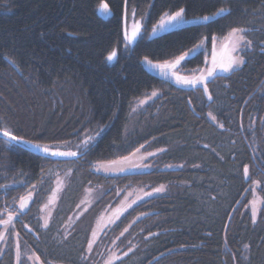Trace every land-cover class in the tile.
I'll return each mask as SVG.
<instances>
[{
  "label": "trees",
  "instance_id": "trees-1",
  "mask_svg": "<svg viewBox=\"0 0 264 264\" xmlns=\"http://www.w3.org/2000/svg\"><path fill=\"white\" fill-rule=\"evenodd\" d=\"M103 3L111 11L107 20L98 15ZM180 7L188 20L221 7L230 12L151 38L161 16ZM133 9L143 31L128 47L124 18ZM235 27L248 29L253 47L242 51V67L206 82L211 101L203 87H177L143 64L144 57L175 60L203 41L205 50L180 64L185 71L203 68L213 39ZM262 49L264 0H127L126 6L124 0H0V126L64 151H76L106 126L86 156L63 161L0 139V186H8L0 187V220L14 214L0 264H17L18 252L20 264H29L26 251L42 264H102L108 251L120 257L113 264H264ZM153 91L159 95L133 113L134 103ZM137 148L156 153L153 170L94 172L96 163ZM54 174L66 175V184L44 228L40 212ZM160 185L164 193L133 206L85 252L95 220L118 204L121 192ZM87 189L93 203L67 228ZM30 192L19 212L20 198ZM255 194L261 205L254 222Z\"/></svg>",
  "mask_w": 264,
  "mask_h": 264
},
{
  "label": "snow or ice",
  "instance_id": "snow-or-ice-1",
  "mask_svg": "<svg viewBox=\"0 0 264 264\" xmlns=\"http://www.w3.org/2000/svg\"><path fill=\"white\" fill-rule=\"evenodd\" d=\"M125 6L127 5V0H124ZM101 8L105 12H109L110 8L107 3H103L101 5ZM229 9H225L223 7L219 8L216 12H214L212 15H203V16H195L193 17V20L195 21H210L213 19V17H222L226 13H229ZM133 16L135 15V9L132 10ZM188 18L186 15V10L183 7L178 8L175 11L172 12H165L161 18L160 22L157 26L153 27L152 32L155 33L158 29L160 30H166L169 27H176L181 24L187 23ZM142 25L139 22H136L133 24L131 33L129 34L128 30L125 29L124 32V39L127 41V43H132L133 40L136 39V37L140 34L141 32ZM247 32L248 29L242 28V27H235L232 28L230 33H228V36L230 38H233L232 42V47L231 51L236 52V51H247L253 47V41L247 37ZM203 41H201V44L196 45L194 48L189 49L187 52H184L182 55L178 56L175 58L174 61H165L163 64L157 63L153 64L152 60H150L148 57H144V62L151 65L154 68L158 69H175L177 68L178 65H180L181 61H184L186 57H188L190 54H194L199 47H201ZM264 50V49H262ZM117 56V52L113 50L108 54L106 57L107 61L111 62L113 61ZM246 63V60L244 57L241 56H229V59L226 63H220L216 64L215 59L213 60V67L208 69L205 74L201 75H193L192 77H187V76H181L178 75L175 71L172 72V75L175 76L177 83L180 84H185V85H191L193 87H196L197 85H204L203 91L207 95V99L211 101L213 99L212 95L209 92V89L205 83L208 77H211L213 73L216 71V68L219 67L222 69L224 72H231L233 70H236L240 67H242ZM157 93L153 91L152 96H156ZM143 103V101L141 102ZM209 116H211V113H209ZM213 120H215V117H212ZM104 127L106 126H101L98 131H96L95 135H87L84 139L80 141L79 144L76 145V151H59V150H53L49 145L47 144H41L35 140L32 139H27L25 136L18 135L13 129L6 127V126H0V137H3V143L5 144H10L11 142H15L16 145H23L25 147H30L32 149H35L39 152L44 153L46 156L51 155V156H59V157H74V158H81L86 156L91 148L93 147L96 138L104 131ZM223 127V125H221ZM144 145H141L140 148H143ZM140 148H137L135 152L132 153V155H136V153L140 152ZM159 151H165V149H159ZM156 153L154 152H149L147 155L148 156H154ZM146 156H142L141 159H146ZM129 157H123V160H128ZM116 163V162H113ZM144 167H147L148 165H143ZM133 167H139L137 165H133ZM99 170V169H97ZM105 171H110L111 169L105 167ZM120 172L125 171L124 168L119 169ZM243 175L247 179L249 178V169L248 166H244L243 169ZM256 183V182H253ZM0 187H8L7 185L0 186ZM33 189H35V186H33ZM166 191V188L164 185H160L159 187L153 188L152 192H147L145 193L146 196H151L154 193H163ZM31 199V192L29 193L28 197H21L20 202H19V212H22L24 209L28 207L27 201ZM135 203V201L133 202ZM131 205H129L130 207ZM13 213H8V219L6 220H0V224H4L5 226L9 225L12 223L13 220ZM255 211H253V220L255 222ZM118 218V217H117ZM48 221L45 220L44 224L42 227L47 228ZM25 227H27L25 225ZM124 231H127L125 229ZM97 233L95 231L92 232L91 236L92 238L88 241L87 248L85 250L86 253H91L93 251V245L96 243L97 240ZM123 235V232L121 233ZM3 235L0 234V239H3ZM247 247V246H246ZM131 251V249H129ZM127 252L124 253L125 256H127ZM29 259H32V257H29ZM35 259L38 261L40 258L39 256H36ZM83 259L85 261L88 260V255H84ZM116 259H120V257H116L114 254L112 257H110L107 261L106 264H113V261ZM17 264H20V256L19 252L17 253Z\"/></svg>",
  "mask_w": 264,
  "mask_h": 264
},
{
  "label": "rangeland",
  "instance_id": "rangeland-1",
  "mask_svg": "<svg viewBox=\"0 0 264 264\" xmlns=\"http://www.w3.org/2000/svg\"><path fill=\"white\" fill-rule=\"evenodd\" d=\"M124 20H125V29L128 30L129 34L131 33V29H132V26L134 23L139 22L142 25L141 20L136 19L135 15L134 16L131 15L128 19L126 18ZM159 22L155 26H157L159 24ZM173 28H175V27H169L166 30L173 29ZM166 30L158 29L155 33H153L151 31L150 36H156V35L162 34ZM142 31H143V25H142L141 32ZM232 42H233V38H230L228 35L226 37H223V38H214L212 50L207 55L206 63H205V66L203 68H200L197 70H192V71H190V70L185 71V70H182L181 65H178L177 68L170 69L169 73L172 75V72L175 71L178 75L187 76V77H192L193 75L198 76L201 74H205L208 69L213 67V60L214 59H215L216 64L218 65L220 63H226L229 59V56H241L242 51H239V50L236 52L231 51ZM130 44L127 43V41H126V45L128 47H130ZM205 47H206L205 42H203L201 47H199L194 54H190L186 58L189 59V57L194 56L195 54L199 53L200 51H204ZM172 61H174V60H172ZM169 62H171V61H169ZM157 63L163 64L164 62H153V64H157ZM143 64L147 69L154 68L151 65L145 63L144 60H143ZM154 69H158V68H154ZM228 73H230V72H224L222 69L217 67L216 71L213 73V75L211 77H208L206 81H208L209 79H211L215 75L228 74ZM152 93L153 92H151L145 98L139 100V102L137 101L136 103H134L135 105L133 107V113L138 112L141 108L146 106L149 102H151L153 99H155L159 95V92H156L157 93L156 96H152ZM142 101H143V103H141ZM56 149L59 151H64V149H62V148H56ZM148 153L149 152L145 151L144 149H140L139 153H136V155L129 156V159L126 161L120 158L118 160L111 161V162L96 163L93 167V170L96 173L108 175L110 177L114 176V175H120L123 173H131L132 174V172L151 171L154 168V166H152V165H153V157L155 155L154 156H148L147 155ZM142 156H146L147 158L142 160L141 159ZM113 162H116V163H113ZM133 165H137L139 167H133ZM143 165H148V166L144 167ZM105 167H107L111 170L105 171L104 170ZM121 167L124 168L125 171L120 172L119 169ZM97 169H99V170H97ZM54 177H55L54 187H53L50 195L47 197V199H46V201L42 207V210L40 212L43 224H44L45 220H47L48 222L50 221L51 216L54 212V209L57 205V202L60 198V194L62 192L61 190H63V188L66 184V182H65L66 175L62 176L61 174H54ZM153 188H148V187L144 188L143 187V188H134V189L132 188V189L125 190V191L121 192L122 198L120 199L118 204L111 206L107 209H104V211L100 214V216L97 218V220H95L96 223H95L93 231H95L98 235H97L96 243L93 245V250L95 248H97L98 243L100 241V238H101L102 234L105 232V230H107L113 224H115L123 214H125L133 206L139 204L143 200L162 194V193H154L153 192V194L151 196H146L145 193L152 192ZM93 197H94L93 196V190L87 189L85 191L75 213L69 219V223L66 225L67 228L70 227L71 223L73 224V221H76L84 212H86V210L93 203L92 202ZM134 201H135V203H133ZM251 203H252V206H251L252 210L255 211V213H257L261 204L259 202V197L256 194L254 195V198H253ZM129 205H131V206L129 207ZM8 229H9V227H7V226L2 227L0 229V234H2L4 237L3 239H0V242L2 241L1 246H0V252H2L4 247H5L6 240H7L6 234H7ZM91 238H92V236H91ZM113 254L114 253L108 251L107 252V259L105 261H103L102 264H106V261L110 257H112ZM24 256L27 259L29 264H42L40 260L37 261L35 259L36 255L30 251H26ZM29 257H32V259H29Z\"/></svg>",
  "mask_w": 264,
  "mask_h": 264
},
{
  "label": "water",
  "instance_id": "water-1",
  "mask_svg": "<svg viewBox=\"0 0 264 264\" xmlns=\"http://www.w3.org/2000/svg\"><path fill=\"white\" fill-rule=\"evenodd\" d=\"M98 15L103 19V20H107L110 16H111V11H109V12H105L101 7L98 9ZM124 19H126V18H124ZM189 22H187V23H184V24H181V25H179V26H177V27H175V28H173V29H169V30H166V31H171V30H175V29H180V28H184V27H188V26H193V25H197L198 26V24H204V23H206V22H204V21H195V20H188ZM141 30H142V28H141ZM165 31V32H166ZM124 32H125V20H124ZM165 32H163V33H165ZM141 33L142 32H140V34L138 35V37L134 40V41H132V43L130 44V47H132V46H134V44L136 43V40H138V38H139V36L141 35ZM160 35V34H159ZM156 36H158V35H156ZM156 36H150L151 38H153V37H156ZM126 42V41H125ZM150 73H152L153 75H155V76H157V77H159V78H161L162 80H164V81H166V82H168V83H170V84H173V85H175V86H177V87H181V88H191V87H193V86H191V85H185V84H180V83H177V81H176V78L174 77V76H172L170 73H169V71H170V69H154V68H152V69H147ZM218 75H221V74H218ZM214 77V76H213ZM207 82V81H206ZM205 82V83H206ZM197 86H200V87H204V85H197ZM0 139H3L4 140V138L3 137H0ZM10 144H13V145H16L15 144V142H11ZM16 146H18V147H20V148H23V149H25V151H29V152H32L33 154H35L36 156L38 155V156H40V157H44V158H48V159H50V160H56V161H63V160H70V159H75L74 157H59V156H51V155H45L44 153H42V152H39V151H37V150H35V149H32V148H30V147H25V146H23V145H16ZM53 150H57V149H53Z\"/></svg>",
  "mask_w": 264,
  "mask_h": 264
}]
</instances>
